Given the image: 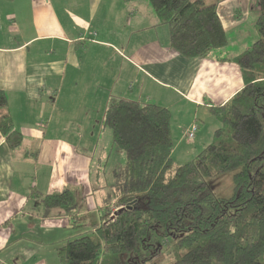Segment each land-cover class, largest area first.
Masks as SVG:
<instances>
[{"label": "crops", "instance_id": "1", "mask_svg": "<svg viewBox=\"0 0 264 264\" xmlns=\"http://www.w3.org/2000/svg\"><path fill=\"white\" fill-rule=\"evenodd\" d=\"M217 13L227 44L187 58L169 46L168 27L157 23L148 0H0V90L22 137L12 148L0 131V264H60L57 248L99 222L97 198L92 208L81 196L98 179L105 184L97 144L109 100L166 106L170 121L172 107L179 113L189 105V119L174 125L184 135L199 113L242 87L230 58L257 38V0H221ZM229 29L238 51L225 48ZM106 140L112 143L111 132ZM120 153L114 150V165L124 159ZM66 187L80 195L75 211L91 226L71 227L65 212L46 213L34 197Z\"/></svg>", "mask_w": 264, "mask_h": 264}, {"label": "trees", "instance_id": "2", "mask_svg": "<svg viewBox=\"0 0 264 264\" xmlns=\"http://www.w3.org/2000/svg\"><path fill=\"white\" fill-rule=\"evenodd\" d=\"M221 0H148L169 46L180 55L206 57L227 44ZM257 38L232 59L243 85L211 112L220 121L193 159L173 166L170 111L157 103L118 98L103 126L124 154L98 207L99 222L57 248L60 264H264V0H257ZM0 90V131L12 148L21 142ZM229 177L228 193L208 180ZM34 197L45 212L60 209L73 228L78 216L72 188ZM85 231V232H87ZM155 231L163 236L151 242Z\"/></svg>", "mask_w": 264, "mask_h": 264}, {"label": "rangeland", "instance_id": "3", "mask_svg": "<svg viewBox=\"0 0 264 264\" xmlns=\"http://www.w3.org/2000/svg\"><path fill=\"white\" fill-rule=\"evenodd\" d=\"M160 26H162V28H164V30L167 29L166 25H160ZM228 31H229V36L231 38H230L229 44L225 48H228L229 50L237 49L234 51H238L239 50L238 43L233 41L234 30L229 29ZM221 50L222 49H215L212 52H213V54H215V53H219ZM116 99H118V98H113V99L109 100V102L107 104L114 102V100H116ZM141 102L146 103L145 100H143ZM258 102L264 106V99H260ZM190 109H191V106L185 105V104H183V108L181 109V111L179 113L175 112L174 107L171 108L172 116H171L170 122H171V127H172L171 132L173 133L172 136H173V141H174L173 147L175 146L177 140H179V141L181 140L180 141L181 145H183L182 147L177 148V150H175V152L171 154L173 166L182 164L184 162H187V161L193 159L194 156L203 148V145H205L207 143V141H210L212 139V135H213L214 130L218 126H220V124H221L220 121L216 118V116L213 113H211V112H209L207 114L206 113H199V115L196 116L197 121L196 120L192 121L185 128V130H183L184 131V135H183L182 129L181 128L177 129L174 127V125H175V123H177L176 122L177 120H178V122H180L182 120L189 119ZM100 115H102V113H100ZM193 122L197 123L198 128L194 134L195 137L194 138L192 137L193 139H190L189 137L186 136V131ZM105 128L107 130H104L101 132V136H103V141L100 142L99 144H97V146H99V149H100L97 151L100 154H102V156H103V159L101 161V166L99 169V171H100L99 177H100V179H103V182L105 180L106 185H110V183L112 182V169L114 167V160H115L114 150H116V152H119L120 157H121V153L119 151L120 149H117V147L113 146V148H115V149L111 148V145H112L111 141L109 142L106 140V135H108L110 130L107 127H105ZM199 132H200V137L197 138V135L199 134ZM181 134H182V136H181ZM101 136H100V138H101ZM204 139H207V141H205ZM203 140L205 141L204 144L200 145L201 141H203ZM194 145H196V146H194ZM106 154H109L108 156L110 157V159L108 161L104 162V160H105L104 158H105ZM105 184L100 182V180L98 179L97 184H93L94 188H92V191H90V190L86 191L85 194L83 196H81V200L84 201L85 203H87L88 207H92V205H93L92 199L97 198L96 204H97V210H98V207L102 206L104 203L102 201V197L104 196V194L106 192L105 189L100 188V187H103L102 185H105ZM208 184H209L210 188L218 194L228 193L229 188L231 187V181H230L228 175L224 176L222 178L219 177L217 179L208 180ZM68 188H72V187H68ZM97 188H98V190H97ZM101 189H103V190H101ZM94 191H96L97 197H96ZM78 198L80 199V195ZM78 198H77V200H78ZM77 207H78V205H77ZM84 233L92 234L90 231H87ZM79 235H82V234H77L75 236H72L71 238L77 237ZM150 238H151V242L153 244H158L160 242L161 238H163V236H161L158 233H156L155 231H153L150 234Z\"/></svg>", "mask_w": 264, "mask_h": 264}, {"label": "built area", "instance_id": "4", "mask_svg": "<svg viewBox=\"0 0 264 264\" xmlns=\"http://www.w3.org/2000/svg\"><path fill=\"white\" fill-rule=\"evenodd\" d=\"M197 128H198L197 123L193 122V123L190 125V127L187 129V131H186V136L189 137V138L194 137V134H195Z\"/></svg>", "mask_w": 264, "mask_h": 264}]
</instances>
